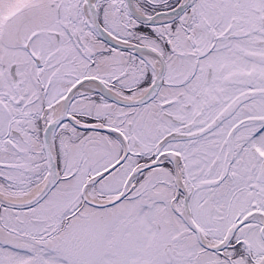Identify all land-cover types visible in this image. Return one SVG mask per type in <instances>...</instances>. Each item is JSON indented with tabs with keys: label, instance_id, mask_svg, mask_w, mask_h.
<instances>
[{
	"label": "snow or ice",
	"instance_id": "snow-or-ice-1",
	"mask_svg": "<svg viewBox=\"0 0 264 264\" xmlns=\"http://www.w3.org/2000/svg\"><path fill=\"white\" fill-rule=\"evenodd\" d=\"M0 264H264V0H0Z\"/></svg>",
	"mask_w": 264,
	"mask_h": 264
}]
</instances>
